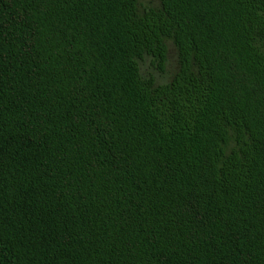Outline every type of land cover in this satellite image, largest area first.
I'll return each mask as SVG.
<instances>
[{
	"label": "trees",
	"instance_id": "obj_1",
	"mask_svg": "<svg viewBox=\"0 0 264 264\" xmlns=\"http://www.w3.org/2000/svg\"><path fill=\"white\" fill-rule=\"evenodd\" d=\"M157 1L0 0V264H264V0Z\"/></svg>",
	"mask_w": 264,
	"mask_h": 264
},
{
	"label": "rangeland",
	"instance_id": "obj_2",
	"mask_svg": "<svg viewBox=\"0 0 264 264\" xmlns=\"http://www.w3.org/2000/svg\"><path fill=\"white\" fill-rule=\"evenodd\" d=\"M138 7H156L158 6L157 0H136ZM167 46V62L165 67L164 75L159 78V80H167L168 77L175 71L176 69V61L174 55V48L170 42L166 43ZM152 72V68H149Z\"/></svg>",
	"mask_w": 264,
	"mask_h": 264
}]
</instances>
